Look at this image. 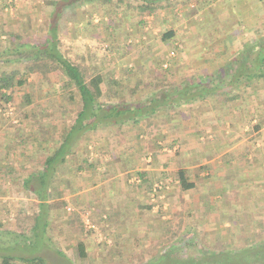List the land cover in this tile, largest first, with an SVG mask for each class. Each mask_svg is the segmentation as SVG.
Wrapping results in <instances>:
<instances>
[{"label": "crops", "instance_id": "obj_1", "mask_svg": "<svg viewBox=\"0 0 264 264\" xmlns=\"http://www.w3.org/2000/svg\"><path fill=\"white\" fill-rule=\"evenodd\" d=\"M255 1L212 0L200 7L199 0H192L158 11L149 17L154 20L149 27L126 23L111 35H85L74 25L73 36L105 42L109 51L92 58L103 67L96 73L115 74L127 85L121 92L129 94L142 75L158 79L162 72L156 70L168 66L164 56L169 44L179 45L182 53V61L175 58L170 65L178 68L170 80L215 73L242 48L256 45L264 38V1L258 14ZM241 17L246 23L239 22ZM171 30L176 36L165 42L162 34ZM31 76L39 83L44 78L39 72ZM24 87L16 89L11 102L0 100V264H31L29 259L38 256L47 264H73L79 242L86 243L93 257L100 243L110 244L117 236V228L122 236L127 230L131 234L128 243L148 246L149 240L173 237L174 224H183L182 236L197 231L211 244L227 245L243 232L240 222L256 223V215L263 213L264 200L257 196L264 185V80L245 87L243 98L173 106L161 130L153 117L137 125L101 124L82 143L75 134L63 154L59 149L82 108L80 100L61 99L63 87L45 86L39 98L31 96L21 106L16 100L25 98ZM141 91L135 94L156 90L149 85ZM125 94L129 100L145 99ZM12 103L20 110L15 124L9 118ZM181 169L193 188L181 189ZM43 172L54 178L37 185L33 175ZM156 183L164 186L152 200ZM69 249L75 256H69Z\"/></svg>", "mask_w": 264, "mask_h": 264}, {"label": "trees", "instance_id": "obj_2", "mask_svg": "<svg viewBox=\"0 0 264 264\" xmlns=\"http://www.w3.org/2000/svg\"><path fill=\"white\" fill-rule=\"evenodd\" d=\"M188 1L192 0H49V5L52 6L51 12L48 14L49 20L41 27H33L34 29L31 27L32 29H29L27 27L28 19L21 23H18L16 18L10 19V21L7 20L5 26H2L6 27L8 25L11 31L9 33L7 31L6 40L2 39V33L0 32V63L16 62L19 67L12 69V71L0 72V100L6 104L11 102L14 99L16 89L28 83L29 77L33 73L39 72L44 78L49 73H58L62 79L63 90L69 95L68 100H80L82 104L75 121L71 123L64 135L67 136L59 149V152L63 154L64 149H66L70 139L75 134L82 141L85 138L87 139L86 134L89 135L90 132H93L104 123L120 126L130 122L137 125L142 119L146 120V118L153 117L154 120H157L153 123L156 126L155 128L161 130L166 125L165 120L169 119V116L166 117L168 115L167 111L173 106L207 99L211 102H218L222 96L231 100L243 98L245 95L243 92L246 91L245 87L254 81L261 82L264 80V38L259 37V42L256 45H247L242 48L236 56L212 74L204 73L200 77L193 76L170 80V73L174 74V71L178 68L167 66L159 68L162 73L157 80L152 79L151 82L147 83L144 81V75H142L134 83L132 94L135 95V91L142 92L141 89H145L149 85L154 87L156 91L152 94L144 92L142 94L146 96L144 100L131 99L132 103L129 102L131 100L123 97L125 93L120 90L122 87L126 89L127 85L117 79L115 74L113 75L108 71L91 74L86 65L67 57L60 47L61 28L70 21L79 28L81 34L86 32L98 34L101 32L111 35L121 20L124 22L130 21L129 19L132 17L143 25L147 22L144 16L155 15L158 11L164 9L172 11L175 6ZM211 1L199 0L198 3L202 7ZM263 1H255L257 5L255 6L257 9L256 13L254 12L255 14H258V11L259 13L263 12V5L260 4ZM3 7H6V3ZM122 7L124 9L121 10ZM130 10L133 11L131 14ZM92 12L99 13L102 17L96 25L93 23L92 18L88 17ZM120 14H122V17H120ZM103 17L108 19L104 21ZM239 22L246 23L245 19L239 20ZM40 31H43L46 37L29 36L31 33H39ZM256 32L260 33L261 30L257 29ZM232 35L231 32L227 37ZM175 36L176 33L171 30L163 33L162 39L169 42ZM225 51L227 52V50ZM140 69H143V67H140ZM242 85H244V88L241 87ZM221 89L224 90L221 91ZM219 90L220 92H218ZM130 98H133V96H130ZM24 99L20 102L21 106L25 105V101L26 103L31 102L30 93H26ZM161 112L166 114L161 115ZM82 149L83 151L86 150L85 147H82ZM55 159V155L49 157L45 171H48ZM62 160L65 161L66 159L63 158ZM84 161H87V159L84 158ZM177 173L182 190H188L195 186L194 183L188 182L183 169L178 170ZM33 176L38 178L37 185H47L48 178H54L53 176L49 177V173L46 172ZM29 181L26 185H29ZM41 191L39 188L35 190L40 198L44 196ZM258 194L257 192L256 195ZM232 196L235 197V195ZM234 214L231 216L233 222ZM257 225L263 224L257 222ZM255 227H253V231ZM116 235L113 238L114 243L111 245L106 243L104 245L106 248L102 246L103 248L101 247L99 252L95 254L96 256L93 257L88 252L86 243L79 242L76 245L78 253L75 262L78 264L83 262L119 264L127 258V260L129 259L128 262L123 263L264 264V239L254 243L244 242L242 245L239 241H231L227 245L219 243L215 246L210 244L194 253L182 255L183 245H177L178 240L174 235L173 237L160 238L158 244L155 245L156 247L149 251L148 257L144 256L146 250L142 251L143 254L136 259L132 257V253L120 248V240L127 241L126 238L131 235L128 230L122 236L119 228H117ZM181 238L189 239L185 236ZM107 248L108 252L104 253L103 250ZM155 251L157 253L154 254ZM29 262L31 264H47L46 259L40 256L30 258Z\"/></svg>", "mask_w": 264, "mask_h": 264}, {"label": "rangeland", "instance_id": "obj_3", "mask_svg": "<svg viewBox=\"0 0 264 264\" xmlns=\"http://www.w3.org/2000/svg\"><path fill=\"white\" fill-rule=\"evenodd\" d=\"M4 1L5 0H0V32L2 33V36H1L2 39L6 40L7 39L6 38L7 31H8V33L11 31V30H9L10 28L8 27V25L6 27L2 26L5 24V22H7V20L10 21V19L16 18L18 20V23H21V22H24L25 20L28 19L27 27L29 29H32L33 27L38 28V27H41L42 25H45L46 23H48V20H49L48 14L51 12V9H52V6L49 5V0H6L5 2ZM5 3H6V7L4 8L3 5ZM83 8L85 9V7H83ZM130 11H131L130 12V14H131L133 11L132 10H130ZM121 15L122 14H120V17H122ZM151 16L152 15L144 16L145 20L147 21L146 23H147L148 27H149V24H152V22L154 21L153 18H152V20H149L150 19L149 17H151ZM154 16H158V14H155ZM88 17L92 18V21L94 19H97V20L101 19V15H99V13H95V12H92L91 14H89ZM262 17H263V15H262ZM129 20L130 21H125V22L121 20L119 22L118 28L123 27L126 23L137 24V22H138V20H135L132 17ZM121 22H123V24H121ZM74 25L75 24L71 21L68 22L67 24H65L64 27L62 24L63 28H61L62 32L60 33L59 39H60V43H61L60 47H61L63 53L67 57L71 58L73 61H77V62H80V63H83L84 65H86L89 68V72H91V74H94L98 71H102L103 67H101V64L98 62V60L95 61L96 58L95 59H92V58L95 55H96V57L98 55H99V57L103 56L104 54H106L109 51V47H106L104 44L105 42H103L101 40L89 39V38L76 39V36H73V35L77 34V32L75 30H73ZM77 30H79V29H77ZM85 35H92V34H90V32H86ZM29 36L30 37H46V35L43 31H40L39 33H36V32L31 33V34H29ZM71 36H73L74 39ZM180 51L181 50H180L179 45H176L175 43L168 45L166 55L164 56L168 62V66H170L173 63L175 58L179 59L180 62L182 61V58H181L182 53ZM92 52H93V54H92ZM94 52H95V54H94ZM171 52H174L173 57L171 55ZM169 54H170V56H169ZM1 64L2 63H0V70H1L0 72L12 71V69L19 67V64L16 62L5 63L4 66H1ZM156 71H160V69H157ZM57 74L53 73L52 76H50L48 78L41 79L40 83H39L38 79L36 80V78L31 76V80L29 79L28 83L24 84V86H25L24 88L28 89L27 93H30L32 97L39 98V96H37V95L39 94L38 92H41L40 91L41 87H43V88L45 86L52 87V88L58 87V86L63 87L62 86V79L59 76V74L58 75ZM147 74H150V76H152L151 71ZM151 80H152V78H144V81L147 83L151 82ZM62 91H63L62 95L59 93L60 98L68 100L69 95L66 93V91H64V90H62ZM31 92H34V93H31ZM55 95H57V93H55ZM125 95L133 96L135 98L138 96L141 98L146 97V96H143L142 94H138V95L135 94L134 95L132 93L125 94ZM23 96H24V94H22V97ZM58 96L59 95H57V97ZM16 101L20 102L23 100H21V97H20V99L16 100ZM9 109L12 112L10 114L9 118L13 119V124H15L16 122H14V120L17 121L16 119H19L18 114H19L20 110H18L17 104H14V103H12L10 105ZM68 112H69L71 117L75 116L72 114V113H74L73 110L68 111ZM84 140L85 139H83V141ZM83 141H81V143ZM260 186H261L262 194H260L259 196H261V198H263V200H264V189H263L264 185H260ZM259 196H257V197H259ZM262 208L264 209V204L262 205L261 209ZM256 219H257L258 223H261L263 225H257V222L256 223H252V222L241 223L240 222V227L244 233L241 231L239 233V237H237L236 240H233V242L239 241L240 245H242L244 242L254 243V242L259 241L261 239L263 240L264 239V211L261 214H257ZM183 226H184L183 224H174V235L176 236V238L178 240L177 245H181V246L183 245V250L181 252V253H183L182 255H188V254L194 253L195 251H198L199 249H204V247H207V245L209 246L212 242H214L210 239L201 238V237L196 236L197 234L201 233V232H197V231H195L194 237L191 236V237H189V239H182L181 238L182 232H180V230L183 228ZM254 226H256V227H255V230L253 231ZM249 232L252 234L251 236H247V234ZM91 235H93V234L91 233ZM113 238L114 237L112 236L111 242H109L110 245L112 243H114ZM148 242H149L148 246H143L142 244H138L137 242L134 244V243H128L125 240L124 241L120 240V244H121L120 248L132 253V257H135L136 259L143 254L142 251L147 250L145 252L144 256L148 257L149 251H152L156 247L155 245L158 244L159 239L155 240V241L149 240ZM150 243H152V244H150ZM218 244L219 243L215 242V244H212V245L217 246ZM220 244H222V243H220ZM100 245L106 248V246H104L103 244L100 243ZM36 247L37 246H34L33 248H36ZM103 252L104 253L108 252V248L104 249ZM155 253H157V252L155 251L154 254ZM74 254L75 253H72V250L70 251V249H69V256L72 257ZM126 255H128V254L126 253ZM126 260H127V258L124 261L119 262V264H125ZM123 262H125V263H123ZM95 263H97V262H95ZM73 264H78V263L75 262ZM82 264H92V263L91 262H83Z\"/></svg>", "mask_w": 264, "mask_h": 264}, {"label": "built area", "instance_id": "obj_4", "mask_svg": "<svg viewBox=\"0 0 264 264\" xmlns=\"http://www.w3.org/2000/svg\"><path fill=\"white\" fill-rule=\"evenodd\" d=\"M174 54V53H172ZM164 185H161V183H156V185H154V188H153V192H152V200H156L159 195L161 194V189L163 188Z\"/></svg>", "mask_w": 264, "mask_h": 264}]
</instances>
